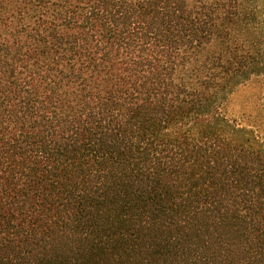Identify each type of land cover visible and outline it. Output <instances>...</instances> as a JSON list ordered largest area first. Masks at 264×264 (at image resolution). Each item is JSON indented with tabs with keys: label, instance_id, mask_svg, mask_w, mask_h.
I'll use <instances>...</instances> for the list:
<instances>
[{
	"label": "trees",
	"instance_id": "trees-1",
	"mask_svg": "<svg viewBox=\"0 0 264 264\" xmlns=\"http://www.w3.org/2000/svg\"><path fill=\"white\" fill-rule=\"evenodd\" d=\"M240 4L0 0V264H264Z\"/></svg>",
	"mask_w": 264,
	"mask_h": 264
},
{
	"label": "rangeland",
	"instance_id": "rangeland-1",
	"mask_svg": "<svg viewBox=\"0 0 264 264\" xmlns=\"http://www.w3.org/2000/svg\"><path fill=\"white\" fill-rule=\"evenodd\" d=\"M239 1L243 39L250 46L247 54L258 62L229 93L227 112L243 126L256 129L264 139V0Z\"/></svg>",
	"mask_w": 264,
	"mask_h": 264
}]
</instances>
